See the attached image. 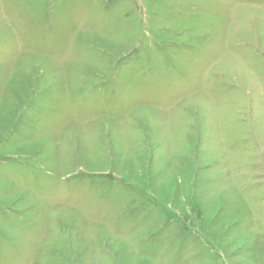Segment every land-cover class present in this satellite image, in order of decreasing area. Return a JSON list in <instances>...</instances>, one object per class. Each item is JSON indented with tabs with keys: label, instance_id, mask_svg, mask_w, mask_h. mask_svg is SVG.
Masks as SVG:
<instances>
[{
	"label": "rangeland",
	"instance_id": "obj_1",
	"mask_svg": "<svg viewBox=\"0 0 264 264\" xmlns=\"http://www.w3.org/2000/svg\"><path fill=\"white\" fill-rule=\"evenodd\" d=\"M0 264H264V0H0Z\"/></svg>",
	"mask_w": 264,
	"mask_h": 264
},
{
	"label": "bare ground",
	"instance_id": "obj_2",
	"mask_svg": "<svg viewBox=\"0 0 264 264\" xmlns=\"http://www.w3.org/2000/svg\"><path fill=\"white\" fill-rule=\"evenodd\" d=\"M85 70V69H84Z\"/></svg>",
	"mask_w": 264,
	"mask_h": 264
}]
</instances>
